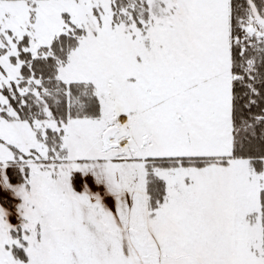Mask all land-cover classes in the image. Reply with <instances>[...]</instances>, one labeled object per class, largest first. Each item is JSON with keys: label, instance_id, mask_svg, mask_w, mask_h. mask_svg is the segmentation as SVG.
<instances>
[{"label": "snow or ice", "instance_id": "6c2138e0", "mask_svg": "<svg viewBox=\"0 0 264 264\" xmlns=\"http://www.w3.org/2000/svg\"><path fill=\"white\" fill-rule=\"evenodd\" d=\"M0 264H264V0H0Z\"/></svg>", "mask_w": 264, "mask_h": 264}]
</instances>
